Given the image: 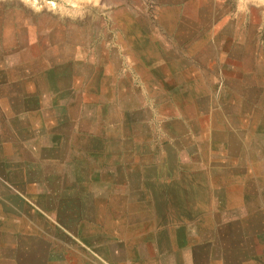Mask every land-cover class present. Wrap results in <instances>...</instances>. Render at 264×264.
Here are the masks:
<instances>
[{"label": "crops", "instance_id": "obj_1", "mask_svg": "<svg viewBox=\"0 0 264 264\" xmlns=\"http://www.w3.org/2000/svg\"><path fill=\"white\" fill-rule=\"evenodd\" d=\"M105 5L64 79L0 77V264H264V0Z\"/></svg>", "mask_w": 264, "mask_h": 264}, {"label": "rangeland", "instance_id": "obj_2", "mask_svg": "<svg viewBox=\"0 0 264 264\" xmlns=\"http://www.w3.org/2000/svg\"><path fill=\"white\" fill-rule=\"evenodd\" d=\"M37 1L34 6L25 0H0V77L45 78L58 69L62 80L73 57L87 52L84 44L114 38L111 15L122 8L107 7L110 0ZM251 1L256 5L259 0H235L236 10L246 12ZM100 25L109 32L100 33Z\"/></svg>", "mask_w": 264, "mask_h": 264}, {"label": "bare ground", "instance_id": "obj_3", "mask_svg": "<svg viewBox=\"0 0 264 264\" xmlns=\"http://www.w3.org/2000/svg\"><path fill=\"white\" fill-rule=\"evenodd\" d=\"M27 3L30 2L31 4H33L34 6L37 4V0H25ZM97 1V0H95ZM47 2V1H46ZM85 2V1H84ZM74 4V3H73ZM39 5V4H38ZM48 5L51 7V8H54L55 7V2L54 1H49L48 2ZM40 7V6H39Z\"/></svg>", "mask_w": 264, "mask_h": 264}]
</instances>
